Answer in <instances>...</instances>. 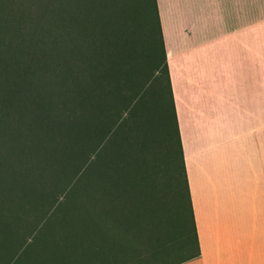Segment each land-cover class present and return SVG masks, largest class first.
Instances as JSON below:
<instances>
[{"label": "trees", "instance_id": "16d2710c", "mask_svg": "<svg viewBox=\"0 0 264 264\" xmlns=\"http://www.w3.org/2000/svg\"><path fill=\"white\" fill-rule=\"evenodd\" d=\"M199 255L156 0H0V264Z\"/></svg>", "mask_w": 264, "mask_h": 264}, {"label": "crops", "instance_id": "0c3cea01", "mask_svg": "<svg viewBox=\"0 0 264 264\" xmlns=\"http://www.w3.org/2000/svg\"><path fill=\"white\" fill-rule=\"evenodd\" d=\"M200 255L264 264V0H156Z\"/></svg>", "mask_w": 264, "mask_h": 264}, {"label": "rangeland", "instance_id": "374dc122", "mask_svg": "<svg viewBox=\"0 0 264 264\" xmlns=\"http://www.w3.org/2000/svg\"><path fill=\"white\" fill-rule=\"evenodd\" d=\"M159 176V175H158ZM161 178H162V175H161Z\"/></svg>", "mask_w": 264, "mask_h": 264}]
</instances>
